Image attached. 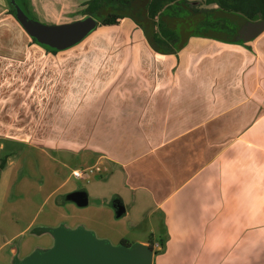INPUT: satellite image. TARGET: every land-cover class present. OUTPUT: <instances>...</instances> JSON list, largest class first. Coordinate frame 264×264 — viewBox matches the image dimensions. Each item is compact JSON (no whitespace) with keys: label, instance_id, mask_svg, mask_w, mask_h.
Returning <instances> with one entry per match:
<instances>
[{"label":"crops","instance_id":"1","mask_svg":"<svg viewBox=\"0 0 264 264\" xmlns=\"http://www.w3.org/2000/svg\"><path fill=\"white\" fill-rule=\"evenodd\" d=\"M9 10L0 3V264H41L61 231L77 232L57 224L77 191L101 227L79 230L150 248L152 264H264V32L195 36L162 54L137 30L143 52L112 70L89 51L60 61ZM73 159L101 168L95 207L72 182Z\"/></svg>","mask_w":264,"mask_h":264},{"label":"water","instance_id":"2","mask_svg":"<svg viewBox=\"0 0 264 264\" xmlns=\"http://www.w3.org/2000/svg\"><path fill=\"white\" fill-rule=\"evenodd\" d=\"M15 10V19L25 33L35 39L39 45L49 47L57 52L66 51L82 43L100 26L98 18L87 15L80 19L64 24H42L30 17L18 4L17 0H9ZM215 17L229 19L237 26L236 33L209 31L207 38L225 43H249L264 32V21H250L237 14L226 12L217 13ZM188 38H182L185 43ZM78 207L88 205V195L85 191H77L67 197ZM118 218L125 213V207L119 201L114 202ZM57 250L45 257H40L41 264H152L153 250L140 246L127 247L121 245L112 248L107 242H98L92 234L61 231ZM65 247V249H62Z\"/></svg>","mask_w":264,"mask_h":264},{"label":"trees","instance_id":"3","mask_svg":"<svg viewBox=\"0 0 264 264\" xmlns=\"http://www.w3.org/2000/svg\"><path fill=\"white\" fill-rule=\"evenodd\" d=\"M17 2L25 10L19 0ZM206 3L216 7L197 10L189 0H91L83 5V17L91 15L98 18L101 27L119 26L123 20L132 19L144 32L152 48L162 54H176L186 46L188 40L181 43V31L183 33L185 28H191L184 33L186 39L195 36L207 38L209 31L235 34L237 26L229 19L215 17L217 13L237 14L253 22L264 21V0H206ZM134 10L148 18L149 28L132 14ZM9 13L15 18L12 6ZM31 41L38 44L35 39ZM42 47L49 52H57Z\"/></svg>","mask_w":264,"mask_h":264},{"label":"rangeland","instance_id":"4","mask_svg":"<svg viewBox=\"0 0 264 264\" xmlns=\"http://www.w3.org/2000/svg\"><path fill=\"white\" fill-rule=\"evenodd\" d=\"M89 1L91 0H19L21 5L25 8V10L29 13V15L32 18H34L35 20H37L42 24H47V25L64 24L82 18L84 14L83 5ZM0 3L6 10L10 9L9 0H0ZM189 3L193 8L197 10H209L216 7L214 5H208L206 3V0H189ZM132 14L135 15L137 19L142 20L140 14L139 13L136 14V10H134ZM129 20L132 21V23L130 21H127L129 23L125 28L123 27L124 24L126 25V21H123L122 27L119 28L112 27L109 29H102V27L99 26L97 30H95L82 43L64 51L65 53L57 52L56 54H58L57 55L58 59H60V61L62 62L65 61L66 57L68 56L66 54H70L68 53L69 51L71 52L77 51L83 54L89 51L92 53L99 54L97 55L99 58H96L95 60L96 62L95 65L102 66L103 63H105L106 69L110 68L112 70L131 67L132 64V62L130 63L131 57L135 56L133 53H136L137 55L138 53L143 52V48L139 43L140 41L138 39L139 38L138 31L141 32L143 31L138 27L135 21H133L132 19ZM131 25L134 27L133 30L131 28ZM115 37H120L121 39H119V41L117 42H113V39ZM125 37L127 38L126 43L124 39ZM185 37L186 36L183 34L181 39ZM86 56L93 58V56L90 53L87 54ZM80 60H81L80 55H75V54L72 55V61H80ZM88 60H92V59H88ZM90 71H91V67L89 68V72ZM73 162H75L74 164L75 167L81 169L76 159H73ZM86 168H90V167H86ZM102 174L103 173L98 175H93L90 179L91 181L89 180L90 181L89 183L86 181L88 178L84 180H76V179L72 180V182H74V184L76 185V188L86 191L89 190L91 193L95 194L94 196L90 197L91 204L89 207L91 208L95 207V204L99 203L98 202L99 200L97 201L96 198H100L99 197L100 192L104 191L106 189L105 187H108L105 185V183H103L104 185H102L98 183L99 181L97 179L96 180L94 179ZM66 205H67L66 202L63 201L61 203V207L63 208V210L62 212H60V214L58 211V216H62L61 217L62 219L60 221L58 217V222H57L58 229L59 228H63L66 230L76 229V231L77 230L79 231V229L81 228L89 229L90 228L89 225L95 228L97 227V229H101V227L99 228V226H97L98 220L97 217L94 216V213L86 214V212L84 211V209L86 208H80L77 207L76 205H72V207L67 208ZM63 215H65V218L63 217ZM136 215L137 214L134 210V205H133L130 216L135 217ZM116 220L122 221L123 218ZM24 226H25L24 222L22 220H19L18 229H22ZM32 236H33L32 233H29L25 236H20L9 246V249H7V254L9 255L11 249L18 247L23 241L25 243L28 242ZM11 238L12 235L9 234L8 239Z\"/></svg>","mask_w":264,"mask_h":264},{"label":"built area","instance_id":"5","mask_svg":"<svg viewBox=\"0 0 264 264\" xmlns=\"http://www.w3.org/2000/svg\"><path fill=\"white\" fill-rule=\"evenodd\" d=\"M73 177L78 180H84L86 178L92 177L93 175L101 174V168L98 166L78 169L73 171Z\"/></svg>","mask_w":264,"mask_h":264},{"label":"flooded vegetation","instance_id":"6","mask_svg":"<svg viewBox=\"0 0 264 264\" xmlns=\"http://www.w3.org/2000/svg\"><path fill=\"white\" fill-rule=\"evenodd\" d=\"M140 14V16H141V18H142V20H140V21H142V23L144 22V24H145V26H147L148 28H149V26H150V21L148 20V18H146V16H142V13H140L139 11H136V14ZM174 28H176V25L174 26ZM185 28V27H184ZM186 30H184V32L182 33V31H181V37L183 36V34L185 33V31H190L191 30V28L189 29V28H185Z\"/></svg>","mask_w":264,"mask_h":264}]
</instances>
